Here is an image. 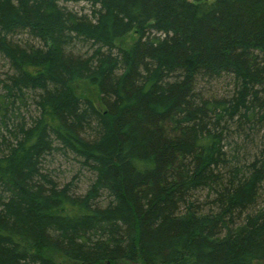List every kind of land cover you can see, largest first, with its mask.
I'll return each instance as SVG.
<instances>
[{
    "label": "trees",
    "instance_id": "obj_1",
    "mask_svg": "<svg viewBox=\"0 0 264 264\" xmlns=\"http://www.w3.org/2000/svg\"><path fill=\"white\" fill-rule=\"evenodd\" d=\"M0 58V264H264V0H0Z\"/></svg>",
    "mask_w": 264,
    "mask_h": 264
},
{
    "label": "rangeland",
    "instance_id": "obj_2",
    "mask_svg": "<svg viewBox=\"0 0 264 264\" xmlns=\"http://www.w3.org/2000/svg\"><path fill=\"white\" fill-rule=\"evenodd\" d=\"M70 7L73 9H79L81 8V4H72L70 5ZM131 37H132L131 35L127 36L123 41V43H127ZM6 69H7L6 62L0 58V71ZM88 88H91L89 92L91 96H94L95 95L94 88L93 87H88ZM51 168H53L54 170V175L56 179L60 182L68 181L71 179L72 176L77 175V167L72 162L69 161L67 162L62 158H57L55 160V163L51 166ZM77 180H78L77 185L79 189L83 190V188H85L86 186V181L84 180V175L82 172L78 175Z\"/></svg>",
    "mask_w": 264,
    "mask_h": 264
}]
</instances>
